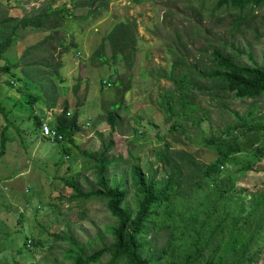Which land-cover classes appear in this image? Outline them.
<instances>
[{
  "label": "rangeland",
  "instance_id": "1",
  "mask_svg": "<svg viewBox=\"0 0 264 264\" xmlns=\"http://www.w3.org/2000/svg\"><path fill=\"white\" fill-rule=\"evenodd\" d=\"M218 2L2 0L0 11L15 17L42 15L49 6L64 5L69 11L56 15L62 19L51 29L23 30L0 59V264L63 261L67 242L61 237L68 233L83 244L93 239L90 251L113 241L107 225L114 218L106 200H71L79 194L78 189L86 192L98 181L97 162L88 154L109 160L127 157L146 167L152 165L161 176L164 171L155 151L164 141L173 149H184L210 162L215 154L205 146L203 136L218 125L235 122L232 111L244 114L253 104L256 117L262 116L264 123V95L257 99L228 95L222 105L224 99L211 95L216 83L198 74L196 83L205 88L187 87L195 92L191 98L199 108L188 110L184 132L171 129L174 115L169 116L158 104L162 93L172 91L173 106L179 112L183 106L170 73L180 75L186 65L203 71L211 64L206 54L215 47L242 63L264 65V5L249 8V16L237 21V14L245 12L219 7ZM119 26L124 27V34L116 32ZM110 31L125 37L118 47L119 56H113L116 45L107 39ZM64 42L68 43L61 45ZM209 43L212 46L206 52ZM67 45L68 50L64 49ZM36 46L44 49L42 57L39 52L36 57L29 53ZM131 48L135 55L129 62L126 52ZM178 53L187 61L178 59ZM176 61L184 66L175 70ZM6 65L10 68H4ZM60 75H65L61 85ZM59 89V96H54L53 91ZM118 89L124 91L122 97ZM27 93L35 96L33 104ZM119 100L121 109L114 107ZM65 104L67 117L78 115L73 140L55 126ZM111 105L120 115L115 128L107 120ZM196 119L200 127L194 123ZM45 125L50 134L44 133ZM261 144L234 153L222 163L220 178L227 179L225 183L232 184L233 191H264ZM123 160L117 165L123 167ZM121 171L118 168L116 173ZM109 257L105 254L98 264H107ZM258 259L257 264H264V253Z\"/></svg>",
  "mask_w": 264,
  "mask_h": 264
},
{
  "label": "trees",
  "instance_id": "2",
  "mask_svg": "<svg viewBox=\"0 0 264 264\" xmlns=\"http://www.w3.org/2000/svg\"><path fill=\"white\" fill-rule=\"evenodd\" d=\"M223 5L245 12L237 14L235 18L242 21L249 16V8L263 6L264 0H219L218 6ZM44 11L46 13L42 15L20 17L4 15L0 11V59H3L6 49L16 41L22 29H51L53 24L62 19H57L56 15L66 14L69 9L60 5L49 6ZM237 29L233 27V30ZM116 32L124 34V27L119 26ZM114 33L109 34L107 39L116 45L113 56H119L121 53L118 47L125 37H117ZM211 46L209 43L205 51ZM126 53L130 62L135 50L131 48ZM42 55L40 53L39 57ZM206 55L211 64L203 71H197L194 65H186L180 75H176L175 71L170 73L176 85L179 103L183 107L179 112L175 111L172 91L162 93L158 104L169 116L174 115L172 130L184 132L182 124L188 118V110L195 112L199 108L191 98L195 92L187 88H205L196 83V74L209 77L216 83L211 87V95L213 98L224 99L220 103L222 105H226L225 97L228 95L240 99H257L264 95V65L242 63L219 47ZM104 56L101 54L100 58L104 59ZM178 59L187 61L182 53H178ZM175 63V70L184 66L178 65L177 61ZM4 68L10 67L6 65ZM64 77L60 75V85ZM118 91L122 97L124 91ZM53 92L58 97L61 91ZM27 98L33 100L32 104L36 100L35 96L28 93ZM111 107L107 120L115 128L120 119L115 108L121 109V101L114 104L115 108ZM62 109L55 126L63 136L73 140V133L78 129V115L67 117L66 104ZM123 110H127V107L124 106ZM232 113L235 122L225 127L218 125L215 130L203 136V143L215 154L210 162L200 160L184 149H173L168 141H164L163 147L155 151L156 159L161 163L160 168L164 171L161 176H158L152 165L146 167L141 162L129 161L127 157L124 160L122 157L109 160L103 155L88 154L97 162L98 181L93 189L86 192L78 189L75 183L74 188L79 190V194L72 195L71 200H106L114 218L107 225L113 241L90 251L93 239L83 244L68 233L61 237L67 242L63 251L64 260L55 261L54 264H98L105 254L110 255L107 264H257L259 255L264 253V191H233L232 184L220 178V167L234 153L258 146L260 142L262 144L259 147L264 151V141H261L264 138V123L262 116L256 117L257 107L253 104L244 114L237 111ZM194 123L201 126L199 119ZM135 132L138 133V130ZM159 136L158 139L163 141L164 138ZM4 137H7L5 132ZM122 160L123 167H120L117 164ZM118 168H122L120 173H116ZM109 169L111 173H108ZM99 234L102 240L103 235Z\"/></svg>",
  "mask_w": 264,
  "mask_h": 264
},
{
  "label": "clouds",
  "instance_id": "3",
  "mask_svg": "<svg viewBox=\"0 0 264 264\" xmlns=\"http://www.w3.org/2000/svg\"><path fill=\"white\" fill-rule=\"evenodd\" d=\"M25 16H27V15H25ZM26 29H34V27L33 28H31V27H29V28H26ZM23 30H25V29H22L21 31H20V35H18L17 36V38L15 39L16 41H18V39H19V37L21 36V34H22V32H23ZM68 42H64V44H67ZM63 44V45H64ZM74 44H75V42H74ZM69 47V45H67V47H65V48H68ZM37 52H39V54L40 53H43L44 52V49H42V48H39L38 49V47L36 46V48L33 50V51H31V52H29V53H31L32 55H34V54H36ZM101 55V54H100ZM100 55L98 56L99 58H100ZM61 65V64H60ZM13 83V82H12ZM42 124V123H41ZM42 131V130H41ZM42 134H43V132H42ZM44 135V134H43Z\"/></svg>",
  "mask_w": 264,
  "mask_h": 264
},
{
  "label": "built area",
  "instance_id": "4",
  "mask_svg": "<svg viewBox=\"0 0 264 264\" xmlns=\"http://www.w3.org/2000/svg\"><path fill=\"white\" fill-rule=\"evenodd\" d=\"M44 133L45 134H50L51 133V130L46 125L44 126Z\"/></svg>",
  "mask_w": 264,
  "mask_h": 264
}]
</instances>
